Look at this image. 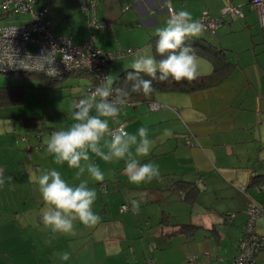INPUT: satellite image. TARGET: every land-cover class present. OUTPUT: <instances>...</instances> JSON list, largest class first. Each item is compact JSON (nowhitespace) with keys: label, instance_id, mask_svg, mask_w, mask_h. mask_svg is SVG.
Returning <instances> with one entry per match:
<instances>
[{"label":"crops","instance_id":"obj_1","mask_svg":"<svg viewBox=\"0 0 264 264\" xmlns=\"http://www.w3.org/2000/svg\"><path fill=\"white\" fill-rule=\"evenodd\" d=\"M239 1L243 0H98L96 17L107 28L94 26V30L76 0H37L36 6H49L47 17L55 25V35L72 36L74 42L76 35L81 41L85 32L90 38L93 33H110L124 36L125 43L131 41L125 47L136 46L142 52L141 47L152 45L157 30L166 26L168 3L176 12L187 10L198 20L203 9L221 16L224 6ZM239 6L243 17H232L238 20L222 26L228 20L223 18L216 32L204 28L199 36L222 47L231 63L220 83L191 92H157L150 100L123 106L116 121L109 118L110 129L117 123H124L133 134L140 127L148 128L154 145L147 157L139 159L159 165L160 178L132 184L124 174L123 161L103 164L104 181H94L85 173L80 180H89V187L96 191L93 211L100 220L90 226L75 220V235L54 233L40 220L41 210L50 205L39 192L38 169L54 168L68 183L80 182L76 170L66 163L57 164L47 150L51 133L59 130L58 126L45 122L50 119L46 109L33 113L30 85L2 78L0 85L27 87L23 102L0 107V166L12 178L0 186V264H234L249 203L264 205V27L259 24L260 32L259 16L249 4L247 10ZM28 19L27 14L4 11L0 4V21ZM237 31L244 33L243 46L226 44L224 36ZM118 42L122 48L121 40ZM147 54L155 55L154 51ZM197 57L198 74L210 73L211 60L205 54ZM134 59L125 57L112 64L114 80L131 68ZM41 80L47 89L60 82L52 86V81ZM92 83L96 80L91 75L74 94L75 103ZM47 98L48 94L46 105ZM152 101L161 106L151 109ZM30 117H42L46 124L28 126L25 119ZM37 130L41 132L32 136ZM166 131L171 134L166 135ZM181 179L190 183L181 187ZM103 183L107 191L101 189ZM131 200L136 201L139 212L133 211ZM124 204L129 209L122 210ZM229 212L235 213L233 220L227 216ZM258 218L256 230L264 233ZM182 224H192L189 229L193 234L188 228L181 230ZM65 251L71 254L68 261L54 255ZM221 251L224 256H220ZM256 258L257 264H264V248Z\"/></svg>","mask_w":264,"mask_h":264},{"label":"clouds","instance_id":"obj_2","mask_svg":"<svg viewBox=\"0 0 264 264\" xmlns=\"http://www.w3.org/2000/svg\"><path fill=\"white\" fill-rule=\"evenodd\" d=\"M204 25L192 18L187 10H180L170 15L166 26L157 30L158 40L155 44L157 55L138 52L131 65L126 81H133L131 89L113 88L114 78L105 77L86 97L74 105L70 127L53 131L47 142V150L57 164L64 163L76 170L78 180L87 173L94 181H104L105 174L100 166L91 160V155L105 162L123 161L124 174L132 184L150 183L160 178L159 165L149 161L142 163L139 157H147L154 142L149 138L148 128L140 127L138 132L129 133L121 126L110 129L109 118L113 121L119 117L121 108L129 103L132 93L142 92L150 96L157 91L153 80L167 81L170 78L180 82H189L198 77L196 51L186 43L187 38L199 37ZM57 48L45 49L38 57H29L16 61L27 70L45 71L47 75L59 74L55 66ZM157 56L161 57L157 59ZM67 64V58H63ZM39 62V63H37ZM27 64V66H26ZM141 74H144L143 76ZM147 76L149 78H144ZM166 135H170L166 131ZM0 167V186L12 178L5 175ZM39 192L46 207L40 212V220L45 227L65 235H75L74 221L79 220L85 226L95 225L100 217L93 211L97 193L89 187V180L82 179L78 185L68 183L56 169H38ZM133 211L139 212L136 201H130ZM45 243L50 244L51 240ZM63 261H68L71 254L67 251L54 254Z\"/></svg>","mask_w":264,"mask_h":264},{"label":"built area","instance_id":"obj_3","mask_svg":"<svg viewBox=\"0 0 264 264\" xmlns=\"http://www.w3.org/2000/svg\"><path fill=\"white\" fill-rule=\"evenodd\" d=\"M76 2L85 14L89 27L103 26L98 23L96 17L98 0H76ZM36 3L37 0H0L4 11L30 16L28 20L0 24V72L27 71L50 76L45 71L22 68L19 63L15 62L28 57L31 61L32 57L40 56L45 49L51 51L55 45L57 48L55 66L58 67L59 74L50 77L61 78L71 73L86 71L96 80L97 84L92 83L86 86L84 95L80 98L82 99L93 92L105 77H108L109 69L118 56L132 52L130 48L116 51L104 49L97 46L93 38L79 44L73 42L72 36L55 35V25L47 17L49 6L37 7ZM248 4L252 10L257 12L259 22L264 27V0H248ZM167 9L170 15L176 12L170 3L167 4ZM224 14H230L231 17L237 18L243 17L244 11L242 6L230 4L223 10L222 16ZM198 21L204 25V28L212 32H216L223 22L207 10L202 12ZM65 57L67 64L63 61ZM160 106L161 104L156 101L150 103L151 109H157ZM121 126L126 130L124 123H117L111 129L115 130ZM127 209H129L128 204L122 205V210ZM246 213L247 218L234 264H257V254L264 248V233H259L256 230V220L259 216L264 215V205L251 201ZM227 216L233 220L235 213L229 212Z\"/></svg>","mask_w":264,"mask_h":264},{"label":"rangeland","instance_id":"obj_4","mask_svg":"<svg viewBox=\"0 0 264 264\" xmlns=\"http://www.w3.org/2000/svg\"><path fill=\"white\" fill-rule=\"evenodd\" d=\"M227 5H229V4H227ZM227 5L221 9V14H223V10L227 7ZM237 5H243L245 8L244 10H247V8H248V4L246 3V0L237 2ZM201 10H202V8H201ZM203 10H206V9H203ZM216 17L220 18L222 21H223V18L228 19L226 21V24H222V26L233 24L235 22V20H238V19L232 20V17L230 16V14H224L222 17L221 16H216ZM1 22L4 23L3 21H0V23ZM98 23L101 25L104 24V22H102V21H98ZM259 24L260 23L257 24L258 29L260 32H262V29L260 27L261 24L260 25ZM103 28H107V25L106 26L105 25L99 26L97 29H103ZM94 29H96V28L94 27L93 30ZM95 31L97 33V30H95ZM110 35H111L110 33H104V34L93 33V37H94L93 40L95 41L96 45L103 47V48L106 47L104 45H109V47L113 48V50L114 49L126 50L127 48H130L132 50L131 53H127L123 56L117 57V59L114 60V62H113L114 66H115L116 61H118V59L130 57V56L136 57V54L139 52L138 51L139 49H137L136 46L131 45L130 47H125V46H128L127 43H130L131 41H127L125 43L124 42V36L120 37V35H116L113 37ZM67 36H69V35H67ZM79 36L80 35H76L74 42H84L86 39L90 38V35L88 34V32H85L83 34V37H82L83 39L81 41L78 39ZM93 37H91V38H93ZM118 39L121 40L120 43H122V45H123L122 48H120V46H119ZM224 42H226V44H232V46L234 45L237 47H242L243 43H244V33L242 31H240V32L237 31L234 33H228L227 35L224 36ZM109 50H112V49H109ZM141 50L143 53H153L152 45L149 43H145V45H143L141 47ZM262 53H264V52H262ZM114 66L111 67V69L108 73L109 76H111V77H113V74L111 75V73H113V68H115ZM6 77L9 78L10 80L11 79H15V81L21 80L22 82L24 81L27 85H30L28 96H30V100H29L30 103H33L32 107H31V109L33 110V113H39V112L41 113V112H43L44 109H46V113L50 116L49 117L50 119L47 121L45 120V122L49 126H51V124H56L58 126L59 130L60 129L66 130L68 127L71 126L72 123H74V120L72 119V114L74 111V105H75V101H76L75 98H77V96L75 97L74 94L79 92L82 89L81 86L90 80L91 75L90 74H84L83 76H80V75L76 76V74H71L67 77H63V78L61 77L62 79L60 80L59 85H57L54 88H49V89L46 88V86H48V85L46 83H44L43 80H41L38 77H32V76H26V75H7V74L0 72V81L2 80V78H6ZM46 94H48L47 105L44 104ZM40 132H41L40 130H37V131L32 132L31 134H32V136L34 135V137H35V134H39ZM90 155H91L92 162L95 161V163L98 164L100 166V168L102 169V167L106 164V162L103 161L102 159H100L99 157L95 156L94 154H90ZM104 171H107V168L104 169ZM101 189L103 191H107V184L103 183L101 185ZM259 218L262 221V224H260V226H262V228H260V229L262 231H264V215L259 216ZM219 254H220V256L225 255L222 251ZM117 264H122V262H119Z\"/></svg>","mask_w":264,"mask_h":264},{"label":"trees","instance_id":"obj_5","mask_svg":"<svg viewBox=\"0 0 264 264\" xmlns=\"http://www.w3.org/2000/svg\"><path fill=\"white\" fill-rule=\"evenodd\" d=\"M158 38H159L158 35H155L151 40L153 42L152 47L155 55H157L155 52V44ZM186 43L195 49L196 55L205 54L211 60L213 66L212 71L207 74H198L197 79L191 82L187 80L177 82L171 78L167 81L153 80V85L157 89L155 93H153L150 96H145L142 92L132 93L129 103H134L136 101H142V100H150L157 92H162V91L191 92L199 89L212 87L220 83L228 75L231 63L226 59V52L222 47L216 46L201 37H196V38L189 37L187 38ZM160 58L161 57L157 56V59ZM133 71L134 70L131 68H127L121 71L114 80L113 88L122 87L130 90L133 81H126V77L129 72H133ZM80 73L90 74L86 71ZM5 74L38 77L44 80H48L49 82L52 81V86H54L58 80H61V78L50 77L37 72L14 71V72H6ZM141 75L143 76L144 74ZM144 78L147 79L149 77L144 76ZM26 87L27 85L25 84L0 85V107L16 105L23 102ZM25 122L26 125L32 127L39 126L40 124H44L42 117L26 118ZM188 183L190 182L185 181L183 179L180 180L181 187L185 188ZM164 219L167 221L166 217ZM190 227H193V225L182 224L181 230L188 228L189 233H191L192 235L193 230H190L189 229Z\"/></svg>","mask_w":264,"mask_h":264}]
</instances>
